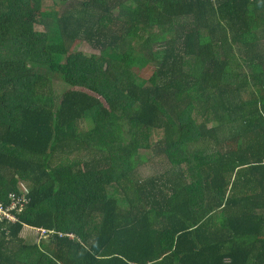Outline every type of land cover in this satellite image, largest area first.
I'll return each mask as SVG.
<instances>
[{
	"label": "trees",
	"instance_id": "1",
	"mask_svg": "<svg viewBox=\"0 0 264 264\" xmlns=\"http://www.w3.org/2000/svg\"><path fill=\"white\" fill-rule=\"evenodd\" d=\"M0 264H264V0H0Z\"/></svg>",
	"mask_w": 264,
	"mask_h": 264
},
{
	"label": "rangeland",
	"instance_id": "2",
	"mask_svg": "<svg viewBox=\"0 0 264 264\" xmlns=\"http://www.w3.org/2000/svg\"><path fill=\"white\" fill-rule=\"evenodd\" d=\"M39 27V30H41V31H43L44 30V28H43V26H38ZM72 50H77V51H82V52H86V53H95V54H98V50H95L91 45H88L87 43H85V42H77V43H75L74 45H73V47H72ZM154 71V70H153ZM152 71V72H153ZM152 72H151V74H152ZM146 75H149L148 73H146ZM56 87L58 88H60L61 86H60V84H58V82L56 83ZM67 87V86H66ZM65 86H63V87H61L62 89H65L66 88ZM91 129V128H93V123L91 122V121H89V119H88V121L86 122V129ZM143 153H146L149 157H151V152H149V151H147V152H143ZM108 188H110V189H108L109 190V193H110V195H112L114 198H116V199H118V201L120 202V204L123 206V207H125V208H130V203H129V201L127 200V196H126V194H125V192H124V190L118 185V184H113V187L111 186H108ZM22 189H23V187H22ZM26 228V231H25V233L23 234V236L25 235H28L29 237H33L34 238V241L35 240H40V241H43V238H45L44 237V235H43V233L42 232H40L39 230H36V229H31L30 227L28 228L27 226L25 227ZM28 236H27V238H28ZM30 238V239H31ZM49 239V238H48ZM44 241H48L47 239L46 240H44Z\"/></svg>",
	"mask_w": 264,
	"mask_h": 264
},
{
	"label": "built area",
	"instance_id": "3",
	"mask_svg": "<svg viewBox=\"0 0 264 264\" xmlns=\"http://www.w3.org/2000/svg\"><path fill=\"white\" fill-rule=\"evenodd\" d=\"M13 198H14V201L12 203V205L8 208V207H4V206H1V214L7 218H11V219H15V216L12 214L11 212V209H14L17 207L18 205V202H17V199H16V194L13 193ZM43 235L44 236H47V232L45 230L42 231Z\"/></svg>",
	"mask_w": 264,
	"mask_h": 264
},
{
	"label": "crops",
	"instance_id": "4",
	"mask_svg": "<svg viewBox=\"0 0 264 264\" xmlns=\"http://www.w3.org/2000/svg\"><path fill=\"white\" fill-rule=\"evenodd\" d=\"M111 186L113 187V185H110V187H111ZM108 189H110V188H108ZM28 228H29V227H28ZM31 229H33V228H31ZM36 230H37V229H36Z\"/></svg>",
	"mask_w": 264,
	"mask_h": 264
},
{
	"label": "bare ground",
	"instance_id": "5",
	"mask_svg": "<svg viewBox=\"0 0 264 264\" xmlns=\"http://www.w3.org/2000/svg\"><path fill=\"white\" fill-rule=\"evenodd\" d=\"M26 227V226H25ZM28 227V226H27ZM31 228V227H30ZM34 229V228H33ZM40 232H42L43 230H39Z\"/></svg>",
	"mask_w": 264,
	"mask_h": 264
}]
</instances>
